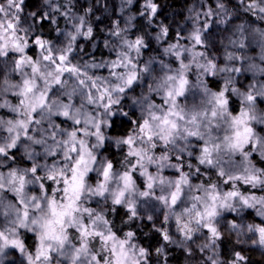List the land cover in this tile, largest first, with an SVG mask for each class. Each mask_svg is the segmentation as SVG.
I'll return each mask as SVG.
<instances>
[{"label":"snow or ice","instance_id":"snow-or-ice-1","mask_svg":"<svg viewBox=\"0 0 264 264\" xmlns=\"http://www.w3.org/2000/svg\"><path fill=\"white\" fill-rule=\"evenodd\" d=\"M159 10L97 60L94 6L0 0V264H248L225 228L264 250V0H196L174 37Z\"/></svg>","mask_w":264,"mask_h":264},{"label":"trees","instance_id":"trees-1","mask_svg":"<svg viewBox=\"0 0 264 264\" xmlns=\"http://www.w3.org/2000/svg\"><path fill=\"white\" fill-rule=\"evenodd\" d=\"M34 2L38 3V0H29L30 4ZM195 2L196 0H157V3L160 5L157 22L159 23L160 21H163L164 23L169 24L171 27V36L174 37L175 33L179 30V27L185 24V18L188 15L187 9ZM79 3L85 7L89 5L94 6L95 11L92 17L93 20H95L96 16H100L102 21L95 24V43L97 45L95 48H93L90 42L81 40V43L85 46V50L88 53V55L84 57L85 59H91L93 56L97 60H100L101 58H108V50L103 46L105 33L101 31V29L111 27V24L114 20H120L121 26L123 27L128 17H135V19L132 21L134 25L133 32L135 34H140L144 31V21L138 15L143 0H133L131 5L125 4L123 12L120 11L122 0H100L99 4H97V0H79ZM232 3H235V0H229V5ZM243 19L244 18L242 16L241 20H235L233 23H240L243 21ZM61 26H63V23H61ZM44 32L48 34L49 38L55 39L56 33L54 30L46 27ZM154 48H157V45L154 41H152L151 47L145 53V59H147L150 55L155 54L152 51ZM125 107H127V102ZM121 121L122 118L118 119L116 126L111 130L113 135L125 130L126 122L122 123ZM102 151L105 156L113 158L116 161L121 159V154L114 146H106V148ZM120 211L122 212L123 210ZM228 218H234V214H230ZM115 219L117 224H119V217H115ZM236 219L239 221V218ZM144 231L147 232L148 228H145ZM146 242L151 243L153 247L156 246L155 239ZM233 249L242 250L243 254L249 258L248 264H264V250L259 248H249L247 245L241 248V246L236 243L235 235L228 233L225 228L224 240L222 242L223 258H229L233 252ZM13 258V255L10 254L7 259L11 260ZM200 260L201 254L197 260L195 259L192 261L191 258L187 257L181 249L174 246L168 251V264H200Z\"/></svg>","mask_w":264,"mask_h":264},{"label":"rangeland","instance_id":"rangeland-1","mask_svg":"<svg viewBox=\"0 0 264 264\" xmlns=\"http://www.w3.org/2000/svg\"><path fill=\"white\" fill-rule=\"evenodd\" d=\"M237 222H239V221H237ZM193 247H195V246H193ZM199 255H200V253L196 252V254L193 257H190V258H191L192 261H194L195 259L197 260L199 258Z\"/></svg>","mask_w":264,"mask_h":264}]
</instances>
